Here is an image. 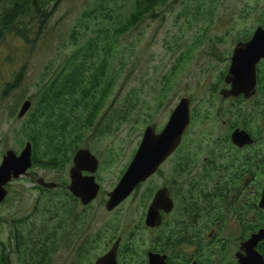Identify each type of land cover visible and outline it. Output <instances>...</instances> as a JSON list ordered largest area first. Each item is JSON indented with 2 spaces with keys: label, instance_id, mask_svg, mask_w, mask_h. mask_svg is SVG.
Masks as SVG:
<instances>
[{
  "label": "trees",
  "instance_id": "obj_1",
  "mask_svg": "<svg viewBox=\"0 0 264 264\" xmlns=\"http://www.w3.org/2000/svg\"><path fill=\"white\" fill-rule=\"evenodd\" d=\"M56 1L0 0V42L9 34L29 42L27 27L41 25L47 15L49 4ZM175 1L121 0L118 3V0H98L93 9L83 13L84 20L93 11L94 18H100L99 25L90 32L86 26L83 32L78 31L77 26H73L70 33L73 50L65 54L63 61L57 67L52 68L49 76L45 74L37 81L39 85L34 92L26 97L18 95L7 111L8 116H12L20 101L24 99L32 101L22 126L13 129L19 145H22L24 140L30 141L32 145L31 169L38 166L54 169L63 176L73 154L79 147L85 146L86 140L92 137L100 139L102 136L114 134L128 120L131 99L136 97L133 92L125 100L127 104L124 109L111 108L113 101L109 103L110 108L107 106L118 74L117 69H111L110 61L116 53H119L118 45L121 37L139 28L146 19L156 18L159 12ZM219 2L220 0L197 1L194 9L196 14L206 5L208 9L214 10ZM211 9L207 12H211ZM25 17L33 20L24 22L22 18ZM263 73L264 68L261 64L258 67L256 88L261 100H256L254 102L256 105L261 104L264 97ZM23 74L22 67L14 74L13 79L2 83L0 99L10 95L19 85ZM224 74L225 70L217 74V79L211 87H208V95L204 100H207L208 96L216 98L219 96L218 90L223 83ZM204 100L201 108L205 106L208 110L214 105L213 99L208 100L207 103ZM219 102L222 103L221 100ZM220 110L225 109H219V112ZM191 115L190 126L194 128L197 118L201 115L195 107L192 108ZM236 115L243 121L250 116L239 108L236 109ZM234 125L233 119L229 117L228 126L226 121L223 125L225 130L220 135L222 142L227 143L229 130ZM253 136L259 142L264 141L259 133L253 132ZM185 138L184 146L195 144L191 134ZM199 150L198 147L197 150L179 155L180 161L174 169L191 171L197 164ZM240 157L245 159L242 151L233 147H225L222 153H212L204 157L205 161L197 174L199 179L190 182L183 206L197 214L198 218L207 216L220 226L225 215L221 207L210 204L211 207H207L203 213V210L197 208V199L207 198L209 201L212 199L214 201L220 199L218 195L226 197V192H219L218 188H210L206 192L199 190V186L206 187L211 182L212 170L216 171L214 176L227 175L231 164ZM30 180L34 182L33 179ZM35 186L39 188L40 194L32 204L34 211L24 217H12L8 221V238L6 242L0 241V264L41 263L53 248L50 242L56 238L66 239L62 244L70 249L69 264H92L99 252L97 249L99 247L103 249L113 239L114 226L107 220L97 224L91 213L92 205H81L68 189L58 188L56 192L61 194L59 196L53 194V189H43L36 184ZM180 192V189L176 190L175 196Z\"/></svg>",
  "mask_w": 264,
  "mask_h": 264
},
{
  "label": "rangeland",
  "instance_id": "obj_2",
  "mask_svg": "<svg viewBox=\"0 0 264 264\" xmlns=\"http://www.w3.org/2000/svg\"><path fill=\"white\" fill-rule=\"evenodd\" d=\"M97 1L51 2L46 10L44 22L27 27L29 42L10 34L0 42V94L2 83L13 79L20 68L24 69L19 85L7 98L0 99V160L5 150L13 149L19 152L25 142L24 140L23 144L19 145L13 129L22 126L28 113L23 118L16 117L21 101L14 115L8 116V109L18 95L26 97L34 92L39 85L37 81L45 74L49 76L52 68L57 67L65 54L73 50L74 45L70 38L73 26H77V30L82 32L86 26L90 32L99 25L100 18H94L93 11L83 20V13L93 9ZM120 1L118 0V3ZM180 1L172 2L159 12L156 18L146 19L139 28L121 37L119 53L110 61L111 69H117L118 74L107 106L113 101L111 108L124 109L127 104L125 100L130 93L133 92L136 97L131 99L128 120L117 132L100 139L92 137L84 143L83 147L95 151L100 161L98 177L102 190L109 191L115 185L120 170L137 148L144 127L149 124L154 125L156 130L163 127L180 97L188 96L191 107H195L201 115L195 125V135L200 144L207 137L212 138L209 130L217 126L213 124L216 109H224L230 104L226 100L222 103L212 100L214 108H201V103L208 95V86L215 82L217 74L225 69V55L243 32H251L258 25V17L264 14V0H220L214 10L208 9L206 5L198 14L194 6L197 1L202 0ZM253 1L255 13L253 17H248L242 9ZM210 9L211 12H207ZM25 20L31 22L33 19L25 17ZM207 101L208 99L206 103ZM258 121L264 125V116L258 115ZM212 131L217 133L218 128ZM260 146L264 151V142ZM211 152L206 151L202 159L212 154ZM174 159L175 155L161 168H172ZM59 174L54 169L38 166L29 169L26 175L9 184V194L0 205V241L6 242L8 238V221L12 217L26 214L40 191L33 187L36 182L30 179L35 180V177L39 176L48 179L59 178ZM163 180L164 178L156 173L149 182L153 185ZM183 189H187L184 182ZM113 215L114 213L111 214ZM104 218L106 215L101 214L97 221H103ZM61 262L57 260V264Z\"/></svg>",
  "mask_w": 264,
  "mask_h": 264
},
{
  "label": "flooded vegetation",
  "instance_id": "obj_3",
  "mask_svg": "<svg viewBox=\"0 0 264 264\" xmlns=\"http://www.w3.org/2000/svg\"><path fill=\"white\" fill-rule=\"evenodd\" d=\"M242 10L247 13L248 17H253L255 13L254 1L246 4ZM258 20V25L251 32H243L236 40L237 42L233 48L228 51L229 55H225L227 64L224 69V75L227 74L234 48L239 43L244 44L248 42L256 28L264 27V14L258 17ZM22 21L27 22L25 18H22ZM261 64L264 68V58H261L256 64L257 81L258 67ZM211 86L212 83L208 87ZM229 87L230 83H226L224 79L218 90L219 96L217 98L207 97L208 100H221L222 102L226 100L230 103L224 108L225 110H220V112V107L218 109L215 108V122L213 124L217 126L209 130L212 138L207 137L202 144L199 143L195 135V127L190 128L192 117V107L190 105V124L182 136L181 143L167 156L152 175L144 181L139 182L112 209L106 208L108 193L120 180L135 151L130 160L120 170V176L117 182L109 191L102 190L101 181L98 177L101 164L95 151H91L98 159V165L94 172L90 173L83 170V175H93L95 182L99 185V189L97 195L87 204H83V206L92 205L93 208L92 210L90 208V210L93 215V220L97 224L107 220L115 228L113 239L103 249L100 247L97 249L99 252L93 259L92 264H102L103 262L99 259L105 256L113 246H115L116 251L115 264H239V256L237 254L246 255L245 250L241 248L242 243L248 240L251 234L264 228V206L261 207L259 205L264 190V151L260 146L264 141L259 142L253 136V132L258 131L257 133L264 139V125L258 121V115L264 116V97L261 104L256 105L254 103L256 100H261V97L257 95V84L255 90L250 92V96L248 97L244 94L223 97L220 94L221 90ZM238 108L248 116L250 115L247 120L243 121L237 117L236 109ZM251 114L252 120L250 121ZM229 117L233 119L235 125L229 130V137L226 140L227 144L224 141L222 142L220 135L225 130L223 125L226 124V121L228 126ZM215 128H218L217 133H213L212 131ZM155 129L157 128L155 127ZM237 129L249 136V139L246 136L242 144H238L232 140V134ZM186 132L189 136L191 134L195 144L184 146L183 142L186 139L185 137H187ZM198 147L200 148V152L196 166L191 171H176L174 166L180 161L179 155L197 150ZM225 147L239 149L245 155V159L243 157L237 158L231 164L227 175L218 174L214 176L216 171L212 170L211 182L206 187L199 186V190L208 192L210 188H218L219 192H226L227 196L218 195L220 199L214 201H212L213 199L209 201L207 198L197 199V208L198 210H203V213L211 205L220 206L225 212L224 221L218 226L211 219H208L207 216L198 218L199 216L197 214L185 208L183 205L185 203L184 197L187 196V190L190 188V182L199 179L197 174L203 161H205L202 159V156L206 151L222 153ZM181 149H184V151H181ZM174 155L175 159L172 161V168H161ZM71 166L72 159L63 176L59 174V178L52 179L44 177L45 180L56 183L53 194L60 196L61 194L56 192V190L58 188L67 189V185L69 184V168ZM159 171L161 172L159 173ZM156 173L162 176L164 180L159 184L155 183L151 185L149 181ZM62 177L65 179H62ZM183 182L187 187L186 191L183 189ZM33 187L36 188L35 185ZM164 189L168 194L170 203L167 202L165 195H159L162 204L155 206L153 204L151 206L155 196L160 191H164ZM178 189L181 192L175 196V191ZM39 194L37 192L36 197ZM227 209L229 210L227 211ZM33 211L34 209L31 207L26 214L20 217H24ZM152 212L157 215L154 223L148 218V214ZM112 213H114L113 216H111ZM101 214L106 215V218L103 221H97ZM233 222L235 225H232ZM62 242H66V239H53L50 242L53 248L49 251L48 256L41 263L36 264H57V260L62 261L60 264H69L71 260L70 249L63 245ZM255 250L262 256L264 261V238L256 243Z\"/></svg>",
  "mask_w": 264,
  "mask_h": 264
},
{
  "label": "water",
  "instance_id": "obj_4",
  "mask_svg": "<svg viewBox=\"0 0 264 264\" xmlns=\"http://www.w3.org/2000/svg\"><path fill=\"white\" fill-rule=\"evenodd\" d=\"M264 58V27L256 28L250 40L244 44L239 43L233 50L231 62L225 75V82L230 83V87L222 89L220 94L226 96H238L244 94L250 96V92L255 90L257 84L256 64ZM32 101L25 99L21 102L16 117L22 118L30 109ZM190 124V99L182 96L173 108L164 126L156 130L153 125H147L142 132L138 147L135 150L130 163L126 167L123 175L116 186L108 193L106 208L112 209L123 200L133 188L141 181L152 175L160 164L169 156L181 143L182 136ZM246 136L235 130L232 134L233 142L242 144ZM249 142V141H248ZM32 145L30 141H25L19 152L7 149L0 160V204L6 198L8 190L7 184L12 180L27 174L32 166ZM98 165V159L88 147L78 148L72 157V166L69 168L68 190L78 198L80 203L87 204L98 193L99 185L95 182L93 175H83V170L94 172ZM38 185L44 188H54V181H46L43 177H35ZM159 195H165L167 202L170 199L166 190L158 193L152 205L162 204ZM259 205L264 206V190ZM156 213L148 214V218L154 223ZM264 238V228L242 243L241 248L246 255L240 253L239 264H264L262 256L255 250L256 243ZM115 246L99 260L102 264H115ZM242 256V257H241Z\"/></svg>",
  "mask_w": 264,
  "mask_h": 264
}]
</instances>
